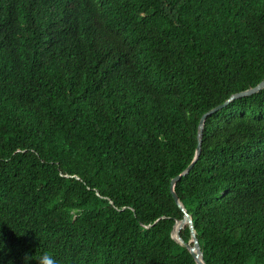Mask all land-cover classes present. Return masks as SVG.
<instances>
[{"label":"trees","instance_id":"1","mask_svg":"<svg viewBox=\"0 0 264 264\" xmlns=\"http://www.w3.org/2000/svg\"><path fill=\"white\" fill-rule=\"evenodd\" d=\"M263 78L264 0H0V264H197L170 180ZM174 188L207 264H264V87Z\"/></svg>","mask_w":264,"mask_h":264},{"label":"water","instance_id":"2","mask_svg":"<svg viewBox=\"0 0 264 264\" xmlns=\"http://www.w3.org/2000/svg\"><path fill=\"white\" fill-rule=\"evenodd\" d=\"M263 87H264V78L252 87H249V88H246L244 90H240L238 92H234V93L230 94L223 102H221V103L213 106L212 108L208 109L207 111H205L200 116V119L198 121L197 133H196V146H195L194 154H193L191 161L181 172H179L178 174L173 176L170 180V184H169L170 192H171L176 204L178 205V207L183 212V217L181 219H177L175 221V223L173 224L172 229H171V236L178 243L185 245V247L191 253L192 257L194 258V260L197 264H207V263L205 262V260L203 258V252H202L201 246L199 244L198 238L196 236L192 217L187 212V210L184 208L182 202L179 200L178 195H177L175 188H174L175 184L182 176L186 175L189 172V170L192 168V166L194 165V163L198 159V156H199L200 151H201L203 127H204V122H205L206 118L210 114H212L213 112H215V111L221 109L222 107L226 106L227 104H229L234 99L241 97V96L250 95L252 93H255V92L259 91L260 89H262ZM185 224L188 225L189 231H190V239L188 242H185L180 235V229H182Z\"/></svg>","mask_w":264,"mask_h":264},{"label":"clouds","instance_id":"3","mask_svg":"<svg viewBox=\"0 0 264 264\" xmlns=\"http://www.w3.org/2000/svg\"><path fill=\"white\" fill-rule=\"evenodd\" d=\"M22 259L24 264H29V261H34L35 264H57L55 257L49 252H42L38 256L25 254Z\"/></svg>","mask_w":264,"mask_h":264}]
</instances>
